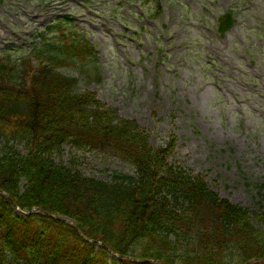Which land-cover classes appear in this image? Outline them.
<instances>
[{"label":"trees","instance_id":"1","mask_svg":"<svg viewBox=\"0 0 264 264\" xmlns=\"http://www.w3.org/2000/svg\"><path fill=\"white\" fill-rule=\"evenodd\" d=\"M234 22L233 10L221 13L217 32ZM94 69L91 45L66 15L26 51L0 55V264H264L252 261L264 259V185L256 208L220 197L172 161V136L153 147L135 120L80 90ZM63 146L133 170L85 176L55 161Z\"/></svg>","mask_w":264,"mask_h":264},{"label":"rangeland","instance_id":"2","mask_svg":"<svg viewBox=\"0 0 264 264\" xmlns=\"http://www.w3.org/2000/svg\"><path fill=\"white\" fill-rule=\"evenodd\" d=\"M229 9L235 22L221 36L216 17ZM65 15L92 47L93 80L80 76V90L135 120L153 147L172 136L174 163L220 197L256 208V185H264V0H0V55L26 51ZM55 161L105 180L133 170L119 157L68 146Z\"/></svg>","mask_w":264,"mask_h":264},{"label":"water","instance_id":"3","mask_svg":"<svg viewBox=\"0 0 264 264\" xmlns=\"http://www.w3.org/2000/svg\"><path fill=\"white\" fill-rule=\"evenodd\" d=\"M3 194H4L5 196H8V195H6V193H4V192H3ZM17 210H18V208H17ZM44 213H46V212H44ZM46 214H48V213H46ZM48 215H50V216L53 217V218L59 219V220H63V221L70 222L69 219L66 218V217H59V216H55V215H51V214H48ZM70 223L72 224V222H70ZM85 239H86L88 242L94 243V241L91 240V239H88V238H86V237H85ZM96 243H98L99 245H101V246L104 247V248H107V246H106L104 243H102V242L96 241ZM107 249H108V248H107ZM108 250H109V249H108ZM110 252H111V251H110ZM111 253H112V252H111ZM113 255L116 256V257H124V258H128V259H130V260H135V261H144V260L136 259V258H134V257H130V256H121V255L114 254V253H113ZM257 260H259V259H254V260H252V261H257ZM155 264H160V263H159L158 261H155ZM245 264H247V263H245Z\"/></svg>","mask_w":264,"mask_h":264}]
</instances>
